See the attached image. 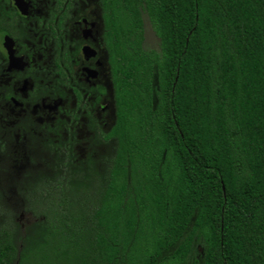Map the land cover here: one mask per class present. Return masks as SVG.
Listing matches in <instances>:
<instances>
[{"label":"trees","instance_id":"16d2710c","mask_svg":"<svg viewBox=\"0 0 264 264\" xmlns=\"http://www.w3.org/2000/svg\"><path fill=\"white\" fill-rule=\"evenodd\" d=\"M105 3L136 42L111 51L115 155L2 190L0 264H264V0Z\"/></svg>","mask_w":264,"mask_h":264},{"label":"flooded vegetation","instance_id":"af4514ba","mask_svg":"<svg viewBox=\"0 0 264 264\" xmlns=\"http://www.w3.org/2000/svg\"><path fill=\"white\" fill-rule=\"evenodd\" d=\"M130 16L105 0H0V153L21 173L40 150L46 164L115 155L117 137H100L116 123L111 51L133 47L131 30L118 31Z\"/></svg>","mask_w":264,"mask_h":264},{"label":"rangeland","instance_id":"374dc122","mask_svg":"<svg viewBox=\"0 0 264 264\" xmlns=\"http://www.w3.org/2000/svg\"><path fill=\"white\" fill-rule=\"evenodd\" d=\"M135 40V38H134ZM136 47V42H134L133 44V48ZM160 47V40L159 37L157 35V32L154 28V26L150 23L149 19L147 16H145V31H144V41L142 44V48L146 51L148 50H155L158 49ZM35 149H37V145H35ZM41 149V148H40ZM1 152V150H0ZM38 152V151H37ZM36 152V153H37ZM43 150H40V154L34 157V162L33 165L30 166L31 168L34 169L35 173H38L39 171H43L44 168L47 169L48 165L46 163H40L37 160L38 156H41ZM12 158L11 156H9V154L7 153H0V212H2L3 214L8 215V220L13 218L12 217V213H14L13 211H17L18 209L15 208H4L3 206V196H2V190L6 191L8 194L11 195V200L12 201H17L16 198L13 197V192L15 191V189H19V191H21L23 194L26 193V187L28 186H32L35 187L36 189L43 187L40 186V184L42 183H38L35 181H26V177H24V174L21 173L20 171V167L18 165H16L15 163L13 164L12 162ZM55 159L53 158L52 161H54ZM21 193V194H22ZM35 199H32V201H34ZM34 205V203L32 204ZM20 205L17 203L14 205V207H19ZM26 205H24L23 207H25ZM20 216L17 217V219H19V222H25L27 220H29L31 217V215L25 211L21 212L19 214Z\"/></svg>","mask_w":264,"mask_h":264}]
</instances>
